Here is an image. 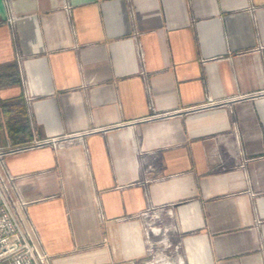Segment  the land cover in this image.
Returning <instances> with one entry per match:
<instances>
[{
    "label": "crops",
    "instance_id": "obj_1",
    "mask_svg": "<svg viewBox=\"0 0 264 264\" xmlns=\"http://www.w3.org/2000/svg\"><path fill=\"white\" fill-rule=\"evenodd\" d=\"M0 146L48 264H264V0H4ZM162 242H154L156 247Z\"/></svg>",
    "mask_w": 264,
    "mask_h": 264
},
{
    "label": "built area",
    "instance_id": "obj_2",
    "mask_svg": "<svg viewBox=\"0 0 264 264\" xmlns=\"http://www.w3.org/2000/svg\"><path fill=\"white\" fill-rule=\"evenodd\" d=\"M79 136L64 135L49 139H34L21 147L2 148L0 146V264H48L50 258L43 247L38 228L33 222L28 207L31 203L20 192L16 179L5 164V158L14 153L44 146L58 147L70 143ZM150 209H158L149 207ZM162 209V208H160ZM154 228L152 231H158ZM149 238V233H146ZM163 240V247L158 253L151 254V262L167 261L168 264H184L179 257L180 244L172 251L171 244ZM150 243V252L153 251ZM174 252L176 255H174Z\"/></svg>",
    "mask_w": 264,
    "mask_h": 264
},
{
    "label": "rangeland",
    "instance_id": "obj_3",
    "mask_svg": "<svg viewBox=\"0 0 264 264\" xmlns=\"http://www.w3.org/2000/svg\"><path fill=\"white\" fill-rule=\"evenodd\" d=\"M6 159V158H5ZM15 176V175H14ZM149 208V207H148ZM144 210L141 214V218L143 219L144 224V232L149 233V238L146 236L148 242V253L156 254L161 251L163 247V240H167L171 244L172 251L175 249L176 244L179 242L178 239V229L176 226V222L169 214L170 208H158V209H150ZM154 228H159L158 231H152ZM162 242L160 246H154L153 251L150 252V243L151 242ZM181 249H179V252ZM174 255L176 253L174 252Z\"/></svg>",
    "mask_w": 264,
    "mask_h": 264
},
{
    "label": "water",
    "instance_id": "obj_4",
    "mask_svg": "<svg viewBox=\"0 0 264 264\" xmlns=\"http://www.w3.org/2000/svg\"><path fill=\"white\" fill-rule=\"evenodd\" d=\"M7 10L4 0H0V20H7Z\"/></svg>",
    "mask_w": 264,
    "mask_h": 264
},
{
    "label": "bare ground",
    "instance_id": "obj_5",
    "mask_svg": "<svg viewBox=\"0 0 264 264\" xmlns=\"http://www.w3.org/2000/svg\"><path fill=\"white\" fill-rule=\"evenodd\" d=\"M62 146V145H61Z\"/></svg>",
    "mask_w": 264,
    "mask_h": 264
}]
</instances>
